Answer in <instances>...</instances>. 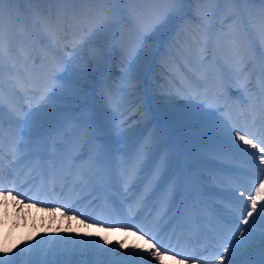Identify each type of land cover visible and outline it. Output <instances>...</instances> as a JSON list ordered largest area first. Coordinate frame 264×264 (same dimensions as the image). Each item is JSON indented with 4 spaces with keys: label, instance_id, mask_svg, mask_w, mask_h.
<instances>
[{
    "label": "bare ground",
    "instance_id": "6f19581e",
    "mask_svg": "<svg viewBox=\"0 0 264 264\" xmlns=\"http://www.w3.org/2000/svg\"><path fill=\"white\" fill-rule=\"evenodd\" d=\"M13 1L18 2V4H16L20 6L19 12L24 24H7L6 28H3L5 39L6 41H11V48L13 51L7 56L8 62H5L6 67L2 79L10 77L9 68L12 67L8 66L9 63L12 65L15 64V67L12 68L13 70L20 68V62L22 61L20 56L23 57L21 49H24L31 54V59L27 61L29 70L32 65L33 69H38L39 66V68L43 69L45 75L41 78L43 84L37 86V88H33L35 92L28 91L30 94L29 96H26L22 109L32 113H35L38 109H43L44 115L42 119L44 128H49L51 131L49 133L45 132L39 145L30 141L27 137V133L24 132L19 140L18 146V148H22V152L17 153L19 152L17 150V155L15 157H11V153L9 156H7L6 153H3V159H0V171L2 170V173L6 170L11 171L9 174L10 176H6V178L2 177L5 175H1L0 173V184H2L5 189L12 190L0 192V248L4 249L8 255L14 257L15 264H40V258L48 253L51 258H54L56 255H64V257H62L64 258V264H78V258H74L76 255L78 257H87L88 255L96 254L102 255L105 258H110L114 255H118L122 258L125 257V259H129L130 264H140L139 259L132 260L133 256L146 257L147 260L151 261V264H157L152 257L148 256L147 253L143 251L151 246L145 245L144 242L141 243L138 235H123L121 233H116V230H113L114 228H123L121 226H124L125 223L121 225L119 217L121 214V208L114 204L111 205L112 203L108 200V195L113 196L115 201L119 202L127 191L124 188V190L117 195L118 191L116 192L114 190V186H125L122 180V173L125 171L120 170L112 161H119L120 163L126 162L122 168L127 169L137 158L135 148L129 143L136 139L140 140V143H143L142 145L148 148V154L159 155L157 158L158 162L154 169L152 168L143 174L140 173L138 177H143V179L140 180L144 186L142 197L153 198V195L156 194L151 193L145 196L144 189L149 181L156 178L154 173L159 169L160 179L163 178V180H167L169 178L168 186L175 182L176 190L174 196H176L175 201H178V204L181 203V198L186 200L202 198L204 201V205H200L198 208H186L183 211V215L176 218L175 226H181L176 227L178 228V232L179 230H183V234L187 236V241L180 239L179 244L181 246H190L192 242L195 241H199L201 244L204 237L203 231L210 233L212 229L209 228L205 219L200 218V214H208L210 216L211 208L217 206V203H219L224 210H230L231 213V217L228 216L227 219L220 221L219 223L218 230L224 233L226 230L224 222L228 219L234 218V215L239 214V212H236L239 205H237L231 198L233 200L231 206L227 201L213 195V192L217 189L212 190L211 188L217 187L220 191L224 192L230 190L232 193L234 190L239 192H247L251 190L254 195L255 187L259 186V184L254 183V181L257 179L264 180V175L258 173V169L264 171V166L261 167L258 163L252 170L254 177H249L250 175L248 174L243 175L238 171L239 166L251 167L255 165L246 163V159L251 156L245 155L243 152L235 148L233 144H238L241 149H247L248 152H256V150L249 148L240 141H236L235 134L231 132V129L237 127L242 132H249L251 135H253L256 130H252V128L255 127L254 122L251 127H249V124H246L245 121H237L236 123L230 122L233 120L229 117L230 105L227 99L229 98L228 96L231 95V90L229 89L228 92V88H233V90H245V93L252 98L256 91V87L259 88V85H257L259 81V73H264V56L261 59L251 61V57L253 58V56L247 48L244 49L245 51H242L240 45L235 48L236 42L234 40H226L224 51L229 52L233 49L235 50V58L231 60V64L238 69L237 71H231L228 73L225 68L218 66L219 61H221L220 58L223 55L220 53V50H222L220 47L222 45L218 42L210 39L205 47L202 38H200V42L195 43L194 40L198 37L194 26L193 32L195 34L194 39L192 38V40L196 45L185 42L184 35L185 32L188 31L186 18L184 21L170 22L164 27L158 25L160 35L157 41L154 40L156 41V47L165 46L166 48H169V45L171 44L178 45L171 49L170 53L165 52L163 48H159L157 55L153 57V68L148 70L143 78V75H140L139 72H127V62L122 59L124 55L121 54V52H127L130 54L135 47H137V44L140 41L139 26H136L135 33L118 34V27H120V25H125V22L120 18L121 23L113 28L108 37L107 46H110V48H108L107 52L111 53L117 50L119 51V54H121V57L112 53L114 58L111 60L110 65L101 80L98 81L94 87L88 85L89 82L85 81V79L81 80L80 83L83 84L86 95L74 99V109H62L61 116L60 114H53V105L50 102L48 104H45L42 101L38 103L39 94L43 91L45 79L55 67L56 63L63 61L65 67H72V64L69 63L72 56V49H67L65 47L67 50L65 49L66 55H64L63 59L54 57L52 54L50 56L48 55L49 50L46 48V42L47 40L52 41L48 38L49 30H54L55 34L60 37V40L57 42L65 45L69 42L73 33L79 32V36H83L86 35L89 28L94 26V10L100 7H108L107 5L96 3L94 0H64L63 4L61 3V0H33L32 2H28V7L36 10L41 17H43L44 28L47 33L34 39V37L30 35L35 31L33 21L29 22V24L26 23L28 17L26 16L25 7L21 6V2H19L21 0ZM221 3L223 2H220L219 4ZM148 4L152 5L150 2ZM214 4L215 3H211V7ZM232 8V5L223 3L220 8H217L214 16L210 15L212 18L208 21L214 26L217 32H229L228 26L224 29L223 27H220V19L228 14ZM149 14H151L150 11ZM143 20L145 21V19ZM70 22L73 24V27L71 28L69 27ZM236 22L238 26L242 27L239 33L240 35L242 34V36L245 35L243 38L253 33L254 30L259 31L264 27L259 19V10L256 8H251L250 12L236 18ZM30 24L32 25L31 30ZM138 25L140 24L138 23ZM61 27L64 31L59 30ZM129 28L130 27H128V29ZM168 33L170 34L169 37L165 38ZM97 41L101 43L100 40ZM262 42L263 48H261V51L264 54V39H262ZM215 45L219 46V48L215 47ZM193 46L195 49H199V56H197V59L203 60L201 65L196 62L190 63L186 56L181 52L182 50L192 49ZM17 50L20 51L21 55ZM86 50L87 48L85 51ZM118 56L119 59H117ZM223 59L224 61L228 60L225 58ZM33 60L35 61L34 64ZM179 63H183L185 66L180 67V65H178ZM204 65H207V67H213V72L220 78L225 86L217 83L216 85L220 90L217 89L215 92L211 90L213 83L207 79L211 77L206 76L208 69L206 70ZM240 68L245 69L242 71V74H238ZM15 71L13 72L15 73ZM117 71L118 74H116ZM166 71H174L175 74H177V78L181 85H177V81L176 83L174 82L175 87L173 85L171 88L162 86L166 94L168 91L173 94H163L159 96L158 99H152L151 97L154 94V88L149 84V81H152L153 79L155 80V76L159 74L161 76L164 75L167 73ZM190 73H193L194 77L197 79L196 84L192 82ZM56 76L58 77L57 84L61 83L59 78H63L64 81L69 80L68 75L63 71L56 72ZM246 80L251 82V86H248L245 82ZM32 83L33 82L31 81L30 84ZM235 84H237V86H235ZM66 86L71 88L72 85L71 83H68ZM222 89L225 90V95L227 97L226 100L221 96ZM109 96L112 97L115 104L109 103ZM233 98H238V94H233ZM160 102L166 104L163 106L164 109L168 108L176 113H184V117L169 122L164 117L163 108L155 113L150 105V103H159L160 105ZM3 104L8 106L7 104L10 105V102L4 97ZM252 104H255V102L247 101V106ZM192 106H195V109H193ZM222 106H224V108ZM207 107L212 110L209 111ZM195 110H198L200 113L198 117L191 115ZM238 110L240 109L234 108L232 113L237 118H240L241 115L246 112V109H244L243 112H238ZM258 110L259 105H253L250 114L246 113L248 120L251 121L253 118L255 119L254 114L259 116L256 112ZM204 114H206V116ZM3 117V121L0 122V128L3 127L4 130V127H6V130L8 129L7 132L5 131V138L10 144L14 138V133L19 131V129L16 126V118L13 114H5ZM46 117L53 118L56 121L55 124L44 120ZM79 119H86V121L79 128L75 138L77 144V148L75 149L76 152L87 149L86 142L92 140L93 136L96 135L94 129L98 124H104L106 126L107 133L105 137H112L108 138L112 139L110 141L112 144V141L115 143L117 141V143L121 145V150L108 152L105 158L101 160L102 162L98 165L99 168L104 167L107 171V178L111 181L113 190L108 189V192L101 195V199H96L94 193H92L89 187L92 183V175L87 168L88 164L86 159L72 172L76 175L73 176L70 186H68L69 189H67L63 187L64 183H62L63 180H65L64 177L66 175L67 165L62 163L64 157L63 152L60 151L55 153L53 159L49 156L54 150L51 146H48V143L52 140L60 142V137L64 132L67 134V137L73 134V128ZM176 126L177 128H175ZM153 133H156V135ZM175 133H180V139H186V143H181L177 141V139L175 141ZM163 139L165 140V147L161 151L158 150L160 152L158 153L154 150V146ZM93 142L95 144L98 143L96 139H94ZM186 146L191 147L189 148L190 151L185 148ZM36 150L39 154H34L38 153ZM178 150L185 152L186 159L178 157L173 173L168 175L170 169H172L171 165ZM210 151L214 153V156L219 157L218 159L225 161L228 168L223 167L222 169L218 168V170L217 168L209 167L214 163L208 158L210 157L208 155ZM258 154L259 152H256V156ZM165 158H167V161ZM206 162L209 165H207L208 168L205 167ZM145 163L147 164V161ZM17 165H21L20 168H16ZM50 167L52 171L57 173V175L52 173V178H49L44 182L42 176H40L41 170L42 168L48 169ZM82 169H84V171H81ZM32 172L37 176L34 183L30 186L28 183H25L23 187L22 185H19L22 184L23 177ZM182 173H184V176ZM202 173L207 174L209 179L205 178ZM186 175L191 176L206 190H210L212 194L199 193L200 196H198L196 193L188 191L186 186L183 188V191L180 192L183 182H187V179L185 178ZM236 177L242 178H237L238 180H236ZM74 181H76V186L74 185ZM137 183H139V181L136 180L131 186H135ZM187 183L189 184V182ZM27 189L34 192H42V203H59L62 206V209L55 211L51 209V205H49L48 208H38V205L35 203L36 201L34 200L32 202L33 198H26L25 195H22L21 191ZM46 191H51L52 194H54L52 200L46 194ZM61 196H64L62 197L64 199H61ZM233 196L234 195H232V197ZM235 199L243 200L245 205L248 203L245 197L237 198L235 196ZM70 200L74 205H72L71 211H67L65 206ZM157 200L158 198L153 201V204H158L156 209L158 215L164 204L161 203V199ZM93 202H96L97 205L94 206L95 211L91 212L94 205L92 204ZM257 205V210L259 211V208L264 206V200H258ZM133 206L135 205L133 204L132 207H129L130 212L133 211ZM217 207L213 209L215 213L219 212V214L223 216L228 213ZM176 208L177 207H174L171 215H169L170 221L175 217V213L178 210ZM151 211H154V208ZM123 212L125 213V211ZM77 213H79V215ZM74 215L78 216V218L74 217ZM255 215L256 214H254V216ZM69 217L73 218L70 219ZM99 226H104L105 230L99 228ZM134 227L135 226H133V228ZM233 227H235V225H233ZM245 227L247 226L240 225V228ZM254 231H264V228L257 227ZM198 232L200 234H198ZM230 233L231 232H228V234ZM193 236L195 237V240L193 239ZM61 238L71 241H88L90 244L86 245L82 243L80 245H73L71 243L65 244L63 241L54 245L48 243L49 241L61 240ZM177 238L178 237H176V239ZM240 238L243 239V237ZM105 241H107V243H105ZM168 242L165 245H163V242L155 244L158 246L162 245L164 248L172 249ZM255 243L259 242L254 241L252 242V245ZM91 244L99 245V249L91 247ZM26 246L35 247L31 253H20V250ZM73 249H75V251H73ZM101 250L108 251L101 252ZM176 251L179 252V254H182L181 251ZM169 253L172 252L170 251ZM256 253L258 252L252 251L250 253L248 251H238L235 259L239 261V258L243 257L246 259V257L250 255L253 256ZM0 255H4V253L0 252ZM68 256L73 257L69 258ZM160 264L183 263L176 262L172 259H162Z\"/></svg>",
    "mask_w": 264,
    "mask_h": 264
},
{
    "label": "snow or ice",
    "instance_id": "6c2138e0",
    "mask_svg": "<svg viewBox=\"0 0 264 264\" xmlns=\"http://www.w3.org/2000/svg\"><path fill=\"white\" fill-rule=\"evenodd\" d=\"M6 0H0V6H2ZM94 2L100 5H116L118 3L123 2V0H94ZM152 4H162L165 7L161 10L159 8H151L149 9L150 13L154 17L155 22L145 28L143 25H139V31L141 33L140 41L138 47H145L147 45V40L145 39L144 33L151 32L156 25L164 27L168 25L173 20H181L186 19V25L189 31H192L193 26H195L197 39L194 40L195 43L200 42V38L203 40V44L207 45L208 41L211 39L209 30L207 28V21L214 16L216 9H212L211 13L212 16L207 14V10L205 9H196L192 10L193 15L188 16V13L185 9V4L188 0H149ZM201 3H220L223 2L225 4L234 5L232 9H230L231 16L228 19L235 20L238 17L243 15L244 10L239 7L240 4H248L254 3L256 0H200ZM259 2L264 5V0H259ZM93 19L95 21L94 26L89 28L86 35L77 37L75 34L72 35L71 39V49H72V56L69 60V63L72 64L71 68L65 67V63L60 61L56 63L55 67L52 71L47 75L43 91L39 94V101H42L45 104H48L50 101L54 99L53 96H49L48 92L53 88L56 87L62 92L65 93V98H67L68 92L70 91L71 95L74 97H83L86 95L84 91L83 84L80 83L81 80H84L89 75L87 69L89 67H94L97 71H99L107 57V40L112 32L113 28L121 23L120 19V12L118 8L109 7L104 8L100 7L94 10ZM259 19L264 25V7L259 10ZM226 22V21H225ZM69 27H73V24L70 22ZM60 31H64L61 27ZM261 37L264 39V27L261 29ZM48 38L56 43L60 40L55 34V31L50 29L48 33ZM243 37L237 32V40H241ZM100 40L101 43L98 45H94L90 48L89 51L85 52V49L89 47L91 41ZM12 51L11 48V41L5 39L4 30H3V17H2V9H0V106L3 105V73L5 71V57L10 55ZM21 53L23 55V59L20 62V68L15 73H9L10 79L13 81V91L12 95L16 94V91L24 90L32 81L31 73L28 68L27 61L31 59V54L26 52L24 49H21ZM122 54L128 59L127 64V72H139V68H135L133 66V61L131 59V55L127 52H122ZM264 55V54H262ZM35 61L33 60V64ZM15 67V64H13ZM244 68H240V71H244ZM63 71L66 75H68L69 80L64 81L63 78H59L61 83L57 84L58 77L56 76V72ZM23 73V74H22ZM71 83V88H66V84ZM261 89L264 91V77H262L261 81ZM221 96L227 99L225 95V90H221ZM109 103L115 104V101L112 99L111 96L108 97ZM195 109V106H192ZM9 111L15 116V123L19 131L14 133V138L9 144V151L12 155H15L16 151L18 150L19 140L23 136L24 132L27 133V137L33 143L39 145L41 138L45 134L44 123H43V115L44 110L38 109L35 113L28 112L20 108L16 104L9 105ZM0 112H2V107H0ZM168 115L173 118H183L184 113H176V112H169ZM194 117H198L200 115L198 110H195L191 113ZM206 116V114H204ZM95 138L101 141L104 140V137L107 133V128L104 124H98L95 129ZM231 132L235 134V140L240 141L243 144L247 145L251 149H255L256 152H259V163L260 165H264V135H261L260 138L251 135L249 132H242L239 128L233 127ZM235 148L239 151L243 152L245 155L253 157V161L256 158V152H248L247 149H241L238 144H233ZM3 142L0 141V153L3 151ZM53 147H56L53 144ZM103 147V144L98 147L97 152L99 153L100 149ZM147 153L142 152L140 153L136 160H134L131 165L126 169L124 173H122V180L125 184V189L128 190L127 186L134 184L141 172V165L146 157ZM0 159H3L2 155H0ZM92 165L94 166L98 160V156H93L90 158ZM76 165V161L74 158H69V163L67 167V172L71 175L73 168ZM258 173L264 175V171L258 169ZM156 178H159V169L156 173H154ZM68 177H64L66 180ZM254 183L259 184L258 187H255V193L251 192V190L245 192L240 191V196L245 197L248 203L245 205L243 200H236L235 196L232 199L235 201L238 208V215H234V218L228 219L225 221L226 230L222 234L223 238L220 241V249H222V254L218 249L215 255L212 256V260L214 264H264V231L256 232L254 229L257 227L264 228V206H261L258 209L257 201L264 200V180L257 179ZM155 190V182L149 181L148 184L145 185L144 195L147 196L153 193ZM176 190L175 182L170 184L168 188L161 193V203L165 206L170 202L173 198L174 193ZM4 191H12L11 189H5L2 184H0V192ZM19 194V193H17ZM143 203V201H140ZM67 211H71V208L65 206ZM79 215V213H77ZM254 214H256L254 216ZM70 219L73 217H69ZM235 225V227H233ZM240 225H246L245 228H240ZM138 232H142L145 236H148L149 241L156 240V237L151 234V230L145 232L144 229H137ZM227 232H231V239L227 237ZM239 234V235H237ZM240 237H243L241 239ZM143 238V236H142ZM63 241L65 244H73V245H80V244H90L88 241H71L65 238H61V240H54L49 241L50 244H59ZM258 241L257 248L253 251L258 252L260 259H248L243 262L237 261L235 259L238 251L246 252L252 248V242ZM107 243V241H105ZM25 247L20 250V253H31L33 248ZM91 247L95 249H99V245L91 244ZM75 251V249H73ZM108 251V250H101ZM144 252L147 253L148 256L152 257L157 264H160L162 258L165 255H168L171 251L173 257L175 258L176 255H179L175 249H168L164 248L162 245L158 246L157 244H152L150 248L144 249ZM0 252H3L4 255H0V264H15L14 257L8 255V253L0 248ZM19 255V254H18ZM216 256H219V259H216ZM139 259L140 264H151V261L147 260L146 257H132V260ZM188 259H194L191 256H181V261ZM45 264H48L46 261ZM56 264H60L59 261Z\"/></svg>",
    "mask_w": 264,
    "mask_h": 264
},
{
    "label": "rangeland",
    "instance_id": "374dc122",
    "mask_svg": "<svg viewBox=\"0 0 264 264\" xmlns=\"http://www.w3.org/2000/svg\"><path fill=\"white\" fill-rule=\"evenodd\" d=\"M33 0H21L19 2H21V6L25 7V11H26V16L28 17V19H26V23L29 24V22L33 21L34 24V33L30 34L35 38H37L40 35L43 34H47L44 28V22L42 20L43 17H41V15L36 11L33 10V8L28 7V2H32ZM55 1H59V0H55ZM52 1V2H55ZM64 0H61V3L63 4ZM18 2H14L13 0H6V2L0 6V9H2V17H3V28H6L7 24L10 25H14V23L19 24H24L22 19H21V15H20V6H18L17 4ZM149 0H123V2L118 3L116 5H107V7H115L119 9L120 12V18L122 19L123 22H125V25H120V27H118V34H129V33H135L136 32V26L138 27V23L140 25H144L145 28H147L148 26H150L151 24L154 23V17L152 16V14H149V9H151V7L153 8H159V9H163L165 6L162 4H152L149 5ZM211 3H201L200 0H196V1H191L188 0V2L185 4V9L188 13V16H192L193 15V11L192 10H196V9H205L207 10V14L212 15L211 10L212 9H216L219 7H221V5H223V3L219 4V3H215L212 7L210 5ZM232 7H235L234 5H232ZM239 7L241 9L244 10L243 14L248 13L251 11V8H256L257 10H260L262 7H264V5H262L259 0H256V2L254 3H248V4H240ZM40 8V7H38ZM216 13V11H215ZM149 14V15H148ZM231 16V12H229L228 14H226L223 18L220 19L221 22V26L220 27H227L229 28V33L227 34H223L222 32H217L214 28V26L207 21V28L209 30L210 36L212 40L217 41L220 45H222L220 47V50L223 55L222 57L225 59H228L226 61H224V59L221 57L219 61L220 66L225 68V70L230 73L231 71H237L238 69H236V67L231 64V60H233L234 57V49L232 51H224V45H225V41L229 40V39H235L236 43L238 42H243L245 43V45L248 47V50L251 52L252 50V46L255 45L256 46V52L257 55L260 56L259 49H260V43H262V37H261V30L259 31H255L249 35H247L245 38L241 39V40H237V32H239V29H242L241 26H238L236 19H228V17ZM187 17H185L186 19ZM145 19V21L143 20ZM185 19H181V20H173L174 22H179V21H184ZM172 21V22H173ZM226 21V22H225ZM31 25V24H30ZM232 25V26H230ZM128 27H130L128 29ZM195 27V26H194ZM32 28V25L30 26V30ZM239 28V29H238ZM238 30V31H237ZM243 31V30H242ZM244 33V31H243ZM76 36H79V32L73 33ZM72 34V35H73ZM191 34L194 35L195 33L193 32V28L192 31H187L185 32L184 35V39L185 42H188L190 44H194L193 41H191ZM139 35L141 36V33H139ZM160 35V31L158 28V25H156V27L151 31V32H146L144 33L145 39L147 40V45L145 47H138L139 43L137 44V47H135V49L133 50L132 53L130 54H134L131 55V59L133 61V66L135 68H139L140 71V75H143L144 78V74L146 75L147 71L150 70L151 68H153V57L157 55L158 53V49L159 48H163L165 52L170 53V50L173 49L176 45L178 44H171L169 45V48H166L165 46H157L155 45V42L158 40ZM169 33L166 34V37H169ZM242 35V34H241ZM245 36V35H244ZM242 36V37H244ZM72 39V36H71ZM71 39L69 40V42H67V44H60L59 42L53 43V41H48L46 42V48L49 50L48 55L50 56L51 54L54 57H59V59H63L64 55H66L65 53V49H71ZM156 40V41H154ZM100 44L97 40L91 41V43L89 44V47L87 48V51L90 50V48L94 45H98ZM61 46V47H60ZM66 47V48H65ZM215 47L219 48V46L215 45ZM108 48H110V46H107V50ZM235 48H237V45L235 46ZM250 48V49H249ZM66 49V50H67ZM115 49V48H114ZM13 51V50H12ZM11 51V53H12ZM19 53L20 51L17 50ZM199 49H195L194 46L192 47V49L189 50H182L181 52L186 56V58L189 60L190 63H194L196 62L197 64H202L203 60H198L197 56H199ZM198 52V53H197ZM112 53L117 54L121 57V54H119V51H115V52H111L108 53L107 52V57L106 60L102 66V68L97 71L94 67H89L87 69V71L89 72V75L87 76V78L85 79V81L89 82L88 85H91V87H94L98 81L101 80V78L103 77L105 71L107 70V68L110 65L111 60L114 58V56L112 55ZM201 53V52H200ZM21 55V53H20ZM19 55V56H20ZM119 56L117 57V59H119ZM22 59L23 57L20 56ZM122 59L125 60V62H127L128 64V59L124 56L122 57ZM204 59V58H203ZM43 60V59H42ZM5 62L7 63V56L5 57ZM178 65H180V67H184L185 65L183 63H179ZM10 67L13 68V65L11 63H9ZM200 67V66H199ZM204 67H206L207 72H210V70H213V67H207V65H204ZM12 68L10 69L11 71H14ZM38 70H39V66H38ZM37 70V71H38ZM117 70V69H116ZM37 71L34 73V75L32 76V82L34 83V88H37V86H40V82H38V79L40 78V76H38ZM119 71V70H118ZM118 71L116 72V74H118ZM205 71V70H204ZM167 73H165L164 75H157L155 76V80L153 79L152 81H149V84L154 88V94L152 95V99H158L159 96L166 94L164 91V88L162 86H166L167 88H171V86L175 85V83L177 85H181L180 81L177 78V74H175L174 71H166ZM242 71H238V74H241ZM131 75V74H130ZM132 76V75H131ZM142 77V76H141ZM190 78H192V82H194V84L197 83V79L194 77L193 73H190ZM175 82V83H174ZM12 87V88H11ZM175 87V86H174ZM66 88H68L66 86ZM70 89V88H68ZM13 81L11 79H9V77H5L3 79V87H2V91H3V95L5 96H9V94L13 91ZM29 92L33 91L35 92V90L31 89V90H27ZM19 92V91H17ZM39 93V92H37ZM36 93V94H37ZM21 93H19L18 95H20ZM173 93H170V91H168V93L166 95H170ZM241 96L244 95L243 92L239 93ZM49 96H53L54 95V99L52 101H50V103L53 105V114H60L62 116V109H68V108H72L74 109L75 107L73 106V102L74 99H77L78 97H74L71 95L70 91L68 92L67 98H65V93L62 92L61 90H59L56 87H53L49 92H48ZM154 96V97H153ZM24 97L18 98V100H15V102H20ZM169 104V103H168ZM151 107L153 108V111L155 113H157V111L159 109H162L163 106H165L166 104H163L162 102L156 103V104H151ZM2 107V106H0ZM168 107V106H167ZM164 109V108H163ZM2 111H4V109H2ZM169 112H174L172 109H168L165 108L164 109V117L166 118V120H168L169 122L172 121H176L177 118H173L170 117L168 115ZM66 115V114H63ZM0 119L2 120V117H0ZM44 120H47V122H52L55 123V121H53L54 119L51 117H46ZM167 124V123H166ZM170 126V125H169ZM171 127V126H170ZM177 128V126L175 127ZM46 131L48 130V128H44ZM177 130V129H175ZM1 133L3 132V130H1ZM154 135H156V133H153ZM176 136L175 138L178 139L179 142L181 143H186V139L181 138V134L180 133H175ZM1 135V134H0ZM108 138H112V137H104V140L102 142L107 143V140H112V139H108ZM106 140V141H105ZM162 141V143L160 144V142ZM157 145L154 146V150H162L164 149V143L165 140H161ZM113 144L112 145V149L113 150H118L119 147L117 148L114 141H112ZM139 142L138 139H136V141L133 142V145H138L137 143ZM117 143V141H116ZM106 147H109V144L107 143ZM136 147V146H135ZM103 148V147H102ZM140 151H143L142 149V145H140L139 147ZM188 151L189 146L185 147ZM144 149H146V147L144 146ZM141 153V152H140ZM167 161V158H165ZM163 182L161 181H156V187L158 186H162ZM75 216V215H74ZM76 218H78V216H75ZM258 243H255L252 245V248L248 250V252H252L254 249L257 248ZM64 255H56L54 256V258H51L50 254L48 253L47 255H44L43 257L40 258V264H45V262L47 261L48 264H56L57 261L60 262V264H64ZM69 258L73 257V256H68ZM78 258L79 262L78 264H130L129 259H125L118 256V255H114L113 257L110 258H105L102 255H88L87 257H83L80 256L78 257L77 255L74 258ZM248 259H254V260H258L260 259L259 253L254 254L253 256L250 255L248 257H246V259L239 258V260L241 262L248 260ZM74 260V259H73Z\"/></svg>",
    "mask_w": 264,
    "mask_h": 264
}]
</instances>
